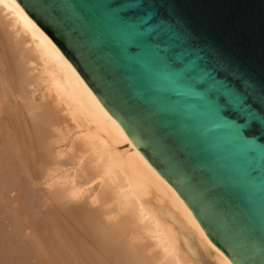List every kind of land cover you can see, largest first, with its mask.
Instances as JSON below:
<instances>
[{
	"label": "water",
	"instance_id": "obj_1",
	"mask_svg": "<svg viewBox=\"0 0 264 264\" xmlns=\"http://www.w3.org/2000/svg\"><path fill=\"white\" fill-rule=\"evenodd\" d=\"M231 264H264V0H15Z\"/></svg>",
	"mask_w": 264,
	"mask_h": 264
},
{
	"label": "bare ground",
	"instance_id": "obj_2",
	"mask_svg": "<svg viewBox=\"0 0 264 264\" xmlns=\"http://www.w3.org/2000/svg\"><path fill=\"white\" fill-rule=\"evenodd\" d=\"M0 264H231L15 0H0Z\"/></svg>",
	"mask_w": 264,
	"mask_h": 264
}]
</instances>
